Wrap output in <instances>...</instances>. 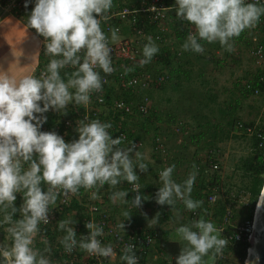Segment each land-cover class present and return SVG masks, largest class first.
Listing matches in <instances>:
<instances>
[{"label": "clouds", "instance_id": "9594fccd", "mask_svg": "<svg viewBox=\"0 0 264 264\" xmlns=\"http://www.w3.org/2000/svg\"><path fill=\"white\" fill-rule=\"evenodd\" d=\"M30 5L27 24L44 38V52L52 58L39 77L29 75L17 80L0 74V212L5 213L0 227L7 225L10 237L9 244L0 243V264H52L46 255L50 249L34 247V238L40 232L39 225L50 222V205L56 203L58 190L67 195L81 188H115L127 182L136 195L129 200V191H114L110 195L113 202L130 201L138 209L146 199L137 183V169L148 170L143 154L134 142L122 146L121 136L113 138L108 131L111 123L87 117L77 120V138L69 141L55 131L43 130L47 113H60L70 103L87 105L91 94L103 88L100 70L105 74L115 71L109 37L101 27L113 0H25V8ZM174 7L178 18L195 27L182 45L184 51L195 53L205 51L201 41L219 42L226 51H232L234 38L255 27L264 16V0H175ZM118 32V28L111 30L113 41L119 39ZM147 41L141 66L159 52L151 36ZM66 68L74 69L70 75L65 73L67 81L61 76ZM175 168L172 164L160 171L162 186L155 193V202L174 210L179 200L188 211L195 212L203 203L191 195L198 171L193 165L187 178L177 182L173 178ZM42 183L48 185L47 190ZM20 193L22 203L17 207ZM91 198L98 199L97 192L93 191ZM17 213L19 218L14 219ZM158 216L149 221L156 222ZM75 223H58V229L66 233L60 240L66 252L79 247L100 257L114 254L112 245L100 239L104 234L101 225L86 222L87 235L77 239ZM119 227L124 229V222ZM176 233L184 243L175 264H205L204 257L210 252L220 253L227 243L216 225L205 219L182 224ZM134 248L128 245L122 250L120 260L124 264H139Z\"/></svg>", "mask_w": 264, "mask_h": 264}, {"label": "rangeland", "instance_id": "374dc122", "mask_svg": "<svg viewBox=\"0 0 264 264\" xmlns=\"http://www.w3.org/2000/svg\"><path fill=\"white\" fill-rule=\"evenodd\" d=\"M190 25L195 29L194 25ZM263 33L264 30L256 32L254 28L246 29L239 37L234 38L232 51H226L219 42L201 41L205 49L203 53L184 51L182 45L185 41L181 42L171 35L168 47L177 54L180 53V59L178 61L173 59L172 64L166 66L163 71L178 67L180 76L171 75L169 82L148 90L153 111L158 114H154L152 125L161 132V137L169 150L164 161L166 166L153 158L154 128L151 127L148 132L145 129L140 130L143 135V146L138 151L143 154V162L147 164L148 170L140 172L137 169V174L140 176L142 193L146 199L138 209L133 208L130 201L128 204L113 202L110 195L114 191L127 190L129 193L126 199L133 198L124 182L115 188L105 185L103 188L93 189L92 192H97L99 197L95 200L101 201L107 207L111 217L124 219L130 223L135 222L134 218L141 219L142 222L146 220L147 226L138 225L148 229H156L153 227L157 226L160 218L170 220L175 211L188 218L191 211L184 207L182 201L177 200L175 209L171 210V206H160L154 199L159 186H162L159 181V170L175 164L173 178L177 182L187 178L189 172L193 171V165L198 171L191 195L193 199L203 202L197 209L200 219L210 220L218 227L222 220L214 214L219 202L230 197L235 216L231 218L229 224H240L243 221L251 201L248 191L250 176L244 168V163L252 156L254 149L251 136L237 131L236 123L258 124L264 111V90L253 94L244 92L241 88L248 79L254 80L258 75L264 76V60L256 59L250 53L252 38L260 39ZM229 120L233 121L231 127L227 125ZM179 121L182 123V133L174 132V126ZM136 127V125L130 126L134 131L138 128ZM228 127L230 129L228 138L211 141L214 131L217 132V136H222L221 131H225ZM210 160L217 163L219 169H212L209 165ZM206 161L207 165H205ZM213 176L217 177L215 182L217 188L210 195L214 194L216 200L209 202V194L205 195V192L209 189L208 184ZM201 184L205 185L204 190L200 189ZM198 195L199 198L196 199ZM90 200L94 201L92 198ZM258 200L259 197L254 212ZM81 201L85 204L88 202L83 198ZM82 209L83 206L70 205L61 221H77L73 225L75 227L81 222ZM126 212L130 214L129 217L125 215ZM157 213H159L158 220L149 221L156 217ZM4 231V239L0 236V243L9 244L10 237L7 230ZM168 235L173 239L177 238L174 230L168 232ZM221 237L224 239L222 234ZM35 243L34 247L38 248L39 243ZM50 253L51 251L46 255L50 256ZM219 255L223 257V264H240L239 256L233 251ZM204 261L205 264L215 262L211 254L204 257ZM244 262L245 260L241 263Z\"/></svg>", "mask_w": 264, "mask_h": 264}, {"label": "built area", "instance_id": "2783aa9c", "mask_svg": "<svg viewBox=\"0 0 264 264\" xmlns=\"http://www.w3.org/2000/svg\"><path fill=\"white\" fill-rule=\"evenodd\" d=\"M175 2L172 0H113V7L107 14V19L101 23L102 30L109 37L108 46L111 48L112 65L115 71L111 74H105L100 70L103 81V88L99 92H93L87 105H76L70 103L67 107V114L61 111L57 117L51 120L49 124L43 126L45 131H55L65 137L66 141L77 138L75 132V122L87 117L88 120H100L101 122H109L112 128L108 131L113 138L121 136L123 138L122 146L134 142L137 150L143 146L142 140H136L130 136V127L124 126L125 121H131L136 116L146 117L152 108V102L148 90L160 87L168 79L166 71L161 70V61L159 55L156 54L152 61L143 66L140 65L142 59V48L147 43V37L151 36L152 40L159 47H167L170 44L173 30L171 24L174 18L171 13L175 10ZM25 0H0L2 14L13 15L20 20L27 19L25 14ZM29 7H32L31 5ZM118 28L119 39L113 41L111 39V30ZM255 31L262 32L264 30V16L253 27ZM188 35L195 31L191 25L188 26ZM41 67L38 69L39 76L41 72L46 70L49 60L52 58L44 52V38L39 36ZM174 36V35H173ZM253 45L250 53L259 60H264V33L260 39L252 38ZM180 54V53H179ZM37 68V67H36ZM131 69V71H126ZM74 71L72 68L61 70V73ZM245 90L253 94H258L259 89L254 88L248 81L243 83ZM128 92L133 95V99L122 97V92ZM109 98H112L110 102ZM49 122V121H48ZM236 129L249 136H256L258 148H264V134L257 131V124L253 126L245 125L242 122L236 123ZM174 130L182 133V125L179 123L174 126ZM153 158L158 160L164 167L166 166L165 158L167 154L165 140L161 136H157L152 142ZM210 167L214 170L219 169L217 163L210 162ZM162 171V169L159 170ZM138 183V182H137ZM139 184V183H138ZM140 185V184H139ZM47 190L48 185H43ZM132 185H127L130 195L135 196L132 191ZM141 188V185H140ZM93 189L81 188L77 193H68L65 195L62 190L58 195L54 205H50V222L39 225L40 232L34 238V244L48 241L49 235L41 232L44 228H49L50 232L55 231L58 223L63 219L65 212L76 201L79 206H83V215L81 222L76 224L75 230L77 239L81 234L87 235L88 229L85 228L86 222H94L104 228V234L100 239L104 244H111L114 254L105 258L91 255L79 247L75 248L71 253L64 250L60 244V240L66 234L59 230L56 234L51 253L49 254L52 264H124L120 260L123 254L122 250L128 245H134V251L138 257L139 264H146L148 253L156 242V235L143 226L134 225L130 221L121 220L111 217L107 207L98 200L91 201ZM22 193L17 194V205L22 203ZM87 199L85 204L81 199ZM216 197L214 194L209 196V202H214ZM233 207L231 203L225 206V214L222 221L218 224V230L223 231L225 225L230 223ZM254 215L251 219H244L240 224L233 226L232 233L228 236V240L239 242L249 240ZM200 219L197 211L191 212L188 221ZM124 222V229L119 225Z\"/></svg>", "mask_w": 264, "mask_h": 264}, {"label": "trees", "instance_id": "16d2710c", "mask_svg": "<svg viewBox=\"0 0 264 264\" xmlns=\"http://www.w3.org/2000/svg\"><path fill=\"white\" fill-rule=\"evenodd\" d=\"M167 2H168V0H167ZM30 11H31V7H28L24 11L26 16H27V19H28V15H29ZM171 17L174 18L172 21V24H171V28L173 30L174 37L181 42L185 41L187 36H188V32H189L188 26L191 23L186 21V20L178 18L176 16L175 10L173 11V13H171ZM27 19H25L26 22H27ZM33 31L35 32L36 30L33 29ZM157 54L159 55V59H160L161 64H162L161 65L162 70H164V68H166V66H168L169 64H172L173 59H176L177 61L180 59L179 54H177V52H175V51H172L168 46L159 48V52ZM41 55H42V53H39V61L41 60ZM41 66H42L41 63L38 62L37 68H36L35 73H34V75L37 77H39L38 69ZM179 72H180V69L178 67L175 69H169L168 71L166 70V73L168 74V79L166 80L165 83H167L171 80V78H172L171 75H173L175 77H179L180 76ZM65 73H66V71L64 73H61V76L63 79H65V81H67L68 76H65ZM67 73L70 75L71 74L70 70H68ZM247 81L250 83V85L252 87L258 88L259 90H264V76L263 75H258V76H256V78L254 80L248 79ZM244 87L245 86L242 84L241 88H243L244 92L248 93L249 91H246ZM121 96L126 97L128 99H133V95L128 93V92H125V91L122 92ZM111 100H112V98H109L108 102H110ZM57 114L58 113H55L52 111L47 113L46 115L48 117L49 122L47 121L46 124H49L51 122V120L56 118ZM154 114L158 115L157 113H155L153 111V108H151L148 116L140 117V116L135 115L131 121H129V122L125 121L123 124H124V126H128V127H130L131 125H136L139 129L136 127L137 129H136V131H134L130 128V130H131L130 136L134 137V139H136V140H142L143 135L140 133V130L145 129L148 132L149 129L151 127H153L152 118H153ZM180 122L181 121L176 122V125H178ZM232 123H233V121L229 120L227 122V125L229 127H231ZM181 125H182V123H181ZM245 125L253 126L254 124L253 123H246ZM229 127L225 131H221L222 136H217V132L214 131V134L211 135V137H212L211 141H213V140L222 141V140L228 138L229 134H230ZM153 128H154V130H153L154 133H153V137H152V142H153V139L155 137L161 136V132L156 127H153ZM257 131L264 134V111H263L261 120L257 124ZM174 132H176V131L174 130ZM251 138H252V145H253V149H254L253 154L244 163V168L246 169V171L248 172V174L250 176V185H249L248 191L250 194V198H251L250 200L251 201H250L249 208H248L247 212L245 213L244 219H251L253 217L254 206H255L256 201L260 195V192L262 190V186L264 183V148H258V146H257V139L258 138L256 136H251ZM166 149H167V151H169L167 144H166ZM210 162L213 163L214 161L210 160L209 164H210ZM207 164H208V162L206 161L205 165H207ZM210 180L211 181L208 184V187H209V189H212V190L208 189L205 192V195L209 194L208 196H210V193H212L217 188V184L215 183L217 180V177L213 176ZM137 182L140 184L141 180L138 179ZM124 183L126 186L129 185L127 182H124ZM43 185L44 184L42 183V187H43ZM200 189L204 190L205 185L201 184ZM141 192H142V188H141ZM197 198H199V195L196 196V199ZM231 201L232 200L230 197L225 198L224 201H220L219 202L220 204L218 205V207L216 209V213L214 215L221 217L220 220H222V218L225 214V206L227 203L232 204ZM15 203L17 205V201ZM72 203H73L72 205L74 207H78L76 201H73ZM17 207H18V205H17ZM232 207H233V204H232ZM7 211H10V209H8ZM196 211L199 212V210H196ZM2 213L5 214L4 212H2ZM18 216H19V213H17V216H15L14 219L19 218ZM234 216H235L234 212H232L231 218H234ZM0 219H2V216L0 217ZM235 225H237V224H235ZM235 225H231L228 223L227 225H225L224 230L222 232L220 231L221 234L224 236V239L227 241V243L223 247V249L221 250L220 253H218V254L214 253V252L209 253L212 255V258L215 260V262L213 264H223V257H221V255H219V254H221V253L226 254L228 251H233L237 254V256H239L240 264H242L241 262L243 260H245V258L247 256V250L249 248L250 242L246 239L243 241H239V242H234L232 240H228V236L232 233L233 228H234L233 226H235ZM4 229H7V225L0 227V236L3 239H4V234H5ZM59 230L60 229H58V226L56 227L55 231H52V232H50L49 228L42 229L41 232H46L49 235L50 239L48 241H43L42 244H39L38 249L41 251H44L45 248H49L51 251L52 247H53V242H54L55 236L59 232ZM148 230H150L152 233H154L156 235V242H158L159 249L162 251V253L165 255V257L170 258L172 260V263L175 264L174 258L179 254V251H180L179 244L176 242L170 241L168 239V232L167 231H162L160 229H148ZM161 263L167 264V260L163 259V260H161Z\"/></svg>", "mask_w": 264, "mask_h": 264}, {"label": "crops", "instance_id": "0c3cea01", "mask_svg": "<svg viewBox=\"0 0 264 264\" xmlns=\"http://www.w3.org/2000/svg\"><path fill=\"white\" fill-rule=\"evenodd\" d=\"M40 45L39 37L34 34L33 29L28 26L25 20L17 19L13 15L2 14L0 7V74L6 73L17 80L24 76L34 75L39 62ZM3 215L0 212V217ZM134 221L136 222L132 223L134 225L147 226L148 223L146 220L142 222L143 220L137 218H134ZM158 221L157 226L153 228L167 232L172 230L176 232V229L182 224L190 223L187 216L180 215L178 211L172 214L170 220L160 218ZM168 237L170 241L178 243L180 249L183 247L184 242L179 240L178 235L176 239L169 235ZM147 257L146 264H162L161 260L163 259L167 260V264H171L172 261L170 258H166L159 249L158 242H155L151 247Z\"/></svg>", "mask_w": 264, "mask_h": 264}, {"label": "water", "instance_id": "95a60500", "mask_svg": "<svg viewBox=\"0 0 264 264\" xmlns=\"http://www.w3.org/2000/svg\"><path fill=\"white\" fill-rule=\"evenodd\" d=\"M250 245L244 264H264V183L254 212Z\"/></svg>", "mask_w": 264, "mask_h": 264}]
</instances>
